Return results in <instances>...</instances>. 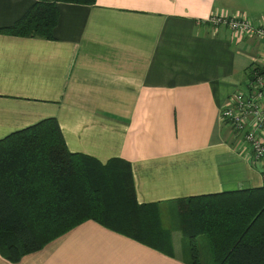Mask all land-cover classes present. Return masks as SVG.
Masks as SVG:
<instances>
[{"label":"crops","instance_id":"obj_1","mask_svg":"<svg viewBox=\"0 0 264 264\" xmlns=\"http://www.w3.org/2000/svg\"><path fill=\"white\" fill-rule=\"evenodd\" d=\"M35 1L0 0V27ZM260 4L56 2L52 38L0 33V139L55 118L70 152L128 163L137 203L170 215L161 246L87 220L17 261L0 253V264H191L190 198L264 186V167L221 119L261 68L264 41L209 22L220 12L264 22ZM201 237L198 263L211 264Z\"/></svg>","mask_w":264,"mask_h":264},{"label":"trees","instance_id":"obj_2","mask_svg":"<svg viewBox=\"0 0 264 264\" xmlns=\"http://www.w3.org/2000/svg\"><path fill=\"white\" fill-rule=\"evenodd\" d=\"M56 2L36 0L0 33L52 38ZM183 229L191 264L193 238L203 234L211 264H264V186L190 198ZM93 220L142 243L161 246L164 229L154 205L138 204L128 163L105 164L70 152L55 118L0 139V253L10 261L42 248L80 223ZM189 220V221H188Z\"/></svg>","mask_w":264,"mask_h":264},{"label":"built area","instance_id":"obj_3","mask_svg":"<svg viewBox=\"0 0 264 264\" xmlns=\"http://www.w3.org/2000/svg\"><path fill=\"white\" fill-rule=\"evenodd\" d=\"M209 22L264 41V22H253L243 13L220 12L210 16ZM221 119L238 135L254 162L264 167V60L260 69L257 67L248 75L245 88L232 95L222 107Z\"/></svg>","mask_w":264,"mask_h":264},{"label":"rangeland","instance_id":"obj_4","mask_svg":"<svg viewBox=\"0 0 264 264\" xmlns=\"http://www.w3.org/2000/svg\"><path fill=\"white\" fill-rule=\"evenodd\" d=\"M257 15L264 17V0H261V4H260V12H259V14H257ZM261 49H262V48H260V50L258 51V54H260ZM236 92H237V91H236ZM236 92H235V93H236ZM235 93H233L232 95H234ZM232 95H231V96H232ZM231 96H230V97H231ZM170 213H171V212H170ZM168 216H170V215L167 214L166 211L161 213V218H162V220L164 221V222H163L164 224H165L166 222H167V223L169 222L170 218H169ZM165 225H166V224H165ZM197 245H198V248L200 249V252L202 253L203 258H204L205 260L209 261V255H208L209 251H208V246H207L206 239H205L204 237H203V238L201 237V241H199V242L197 243ZM188 250L190 251V248H189ZM203 258L200 257V259H203Z\"/></svg>","mask_w":264,"mask_h":264}]
</instances>
